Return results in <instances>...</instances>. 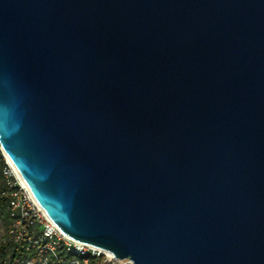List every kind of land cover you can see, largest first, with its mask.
Masks as SVG:
<instances>
[{"label": "water", "instance_id": "water-1", "mask_svg": "<svg viewBox=\"0 0 264 264\" xmlns=\"http://www.w3.org/2000/svg\"><path fill=\"white\" fill-rule=\"evenodd\" d=\"M0 148L124 264H264V0H0Z\"/></svg>", "mask_w": 264, "mask_h": 264}, {"label": "built area", "instance_id": "built-area-1", "mask_svg": "<svg viewBox=\"0 0 264 264\" xmlns=\"http://www.w3.org/2000/svg\"><path fill=\"white\" fill-rule=\"evenodd\" d=\"M2 173L8 200L0 211V243L7 254L0 264H124L111 251L66 234L7 157Z\"/></svg>", "mask_w": 264, "mask_h": 264}, {"label": "trees", "instance_id": "trees-1", "mask_svg": "<svg viewBox=\"0 0 264 264\" xmlns=\"http://www.w3.org/2000/svg\"><path fill=\"white\" fill-rule=\"evenodd\" d=\"M4 163H5V157L0 148V211H3L5 209L8 200V197L3 194V191L5 190V180L2 173V167ZM6 248L7 246L5 244L0 243V263L3 262L7 254Z\"/></svg>", "mask_w": 264, "mask_h": 264}, {"label": "rangeland", "instance_id": "rangeland-1", "mask_svg": "<svg viewBox=\"0 0 264 264\" xmlns=\"http://www.w3.org/2000/svg\"><path fill=\"white\" fill-rule=\"evenodd\" d=\"M18 252L21 253V254H23V255L26 254V252L25 251H22V250H19ZM32 253H33L32 251L29 252V254H32Z\"/></svg>", "mask_w": 264, "mask_h": 264}]
</instances>
